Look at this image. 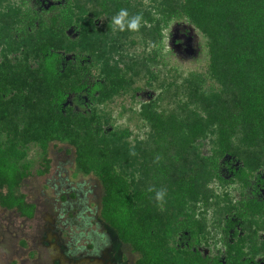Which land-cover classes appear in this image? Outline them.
Masks as SVG:
<instances>
[{
  "label": "trees",
  "instance_id": "obj_1",
  "mask_svg": "<svg viewBox=\"0 0 264 264\" xmlns=\"http://www.w3.org/2000/svg\"><path fill=\"white\" fill-rule=\"evenodd\" d=\"M86 1L53 0L0 16L5 25H0V206L33 217L35 205L18 192L33 167L30 153L47 167L49 144L61 142L74 149L77 170L99 182V215L138 254L135 264H259L254 230L264 227V177L252 173L264 164V0H161L157 37L160 24L185 19L203 36L207 61L185 79L187 101L178 111H159L158 95L140 110L152 129L147 144L169 158L160 163L166 179L163 199L180 217L178 223L192 222L186 210L212 177L224 181L223 174L228 175L246 189L222 215L223 233L232 238L223 259L181 250L180 244L197 246L196 227L202 225L169 228L158 200L118 169L117 150L106 137L118 132L106 128L109 120L96 105L131 85L138 74L132 67L108 65L100 79L91 78L101 37L94 40L98 30L84 16ZM92 1L102 6L101 14L115 17L121 9L129 18L139 14L131 11L129 0ZM210 134L212 154L193 168L183 153ZM171 235L180 239L171 244Z\"/></svg>",
  "mask_w": 264,
  "mask_h": 264
},
{
  "label": "rangeland",
  "instance_id": "obj_2",
  "mask_svg": "<svg viewBox=\"0 0 264 264\" xmlns=\"http://www.w3.org/2000/svg\"><path fill=\"white\" fill-rule=\"evenodd\" d=\"M51 2L53 0H0V16L10 14L9 11L25 13ZM79 2L82 5V0ZM161 2L129 0L131 11L143 15L141 27L135 32L127 28L120 31L112 23L114 17L101 14L102 6L98 7L92 0L86 1L87 12L84 15L98 30L92 39L101 37L97 39V65L92 67L91 78L100 79L108 65L118 66V69L132 67L138 74L131 85L114 94L110 100L96 105V109L109 120L106 128L118 132V137L113 139L107 136L111 132H106L108 144L117 150L114 154L118 169L131 178L148 198L154 196V199L157 192H166V179L160 163L167 164L169 158L162 155L155 144H147L152 129L141 115V106L160 96L157 99L159 111L163 114L178 111L187 101L185 79L192 71L202 70L207 61L203 36L185 19L172 18L166 25L160 24L161 38L157 37L154 26L160 15L156 11L157 5ZM94 11L101 15H93ZM67 33H72V29ZM144 65L149 73L144 71ZM73 105L83 109L80 104L73 102ZM213 138L214 135L210 134L198 139L192 150L183 153L193 168L204 164L201 158L211 156L215 147ZM240 148L242 151L245 147ZM46 156L47 167L36 152L30 153L33 162L31 173L18 187V192L35 205L33 217L26 218L15 210L0 206V264H135L138 254L120 242L100 217L102 188L94 176L77 170L74 149L53 141ZM181 157L182 154L178 160ZM252 175L264 177V164L258 166ZM223 177H226L224 181L214 177L206 181L204 193L191 201L190 209L186 210V216H192L191 223H178L180 217L176 211L164 199L157 202L159 211L165 212L164 224L169 228L179 224L202 225L201 228L196 227L197 246L189 248L180 244L181 250L224 258L232 238L223 233L222 215L246 193V189L241 181H229L225 174ZM254 234L259 240L256 258L259 264H264V227L254 230ZM171 237V244L180 239L178 235Z\"/></svg>",
  "mask_w": 264,
  "mask_h": 264
},
{
  "label": "clouds",
  "instance_id": "obj_3",
  "mask_svg": "<svg viewBox=\"0 0 264 264\" xmlns=\"http://www.w3.org/2000/svg\"><path fill=\"white\" fill-rule=\"evenodd\" d=\"M143 20V15L137 14L129 18V13L127 9H121L119 13L113 18L112 23L117 26L120 31H124L127 28L129 31H139L141 27V21ZM165 193L159 191L156 193V199L158 201H163Z\"/></svg>",
  "mask_w": 264,
  "mask_h": 264
}]
</instances>
